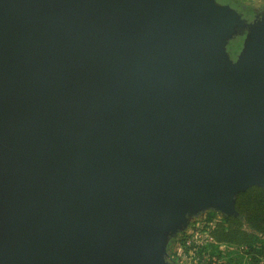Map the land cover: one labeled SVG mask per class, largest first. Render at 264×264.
I'll list each match as a JSON object with an SVG mask.
<instances>
[{"label":"water","instance_id":"1","mask_svg":"<svg viewBox=\"0 0 264 264\" xmlns=\"http://www.w3.org/2000/svg\"><path fill=\"white\" fill-rule=\"evenodd\" d=\"M252 187L264 13L0 0V264H171L172 238L205 212L238 216Z\"/></svg>","mask_w":264,"mask_h":264},{"label":"trees","instance_id":"2","mask_svg":"<svg viewBox=\"0 0 264 264\" xmlns=\"http://www.w3.org/2000/svg\"><path fill=\"white\" fill-rule=\"evenodd\" d=\"M216 1L220 4L229 5L240 12L243 17L251 18L253 15V7L244 3L243 0ZM242 40L243 37H236L227 46V51L233 60L241 48ZM235 208L238 216L225 217L219 214L221 220L213 225L210 224L209 237L212 239L214 249L219 245L237 247L243 248L248 255L264 257V240L258 237L264 235V188L252 187L239 194L235 200ZM210 212L215 213L213 211ZM199 218L203 220L204 215H200ZM196 220L191 222L184 232L178 233L169 241L167 245L169 260H172L173 256L179 255L181 251L184 253L189 250L185 246V241L190 235H188L189 228L193 226ZM256 263L257 260H255L254 264Z\"/></svg>","mask_w":264,"mask_h":264},{"label":"rangeland","instance_id":"3","mask_svg":"<svg viewBox=\"0 0 264 264\" xmlns=\"http://www.w3.org/2000/svg\"><path fill=\"white\" fill-rule=\"evenodd\" d=\"M243 2L258 10L264 7V0H243ZM203 215V220L197 219L193 226L189 228L188 235H190L188 237L191 238L189 250L184 254L180 253L173 256V259L169 260L171 264H254L255 260H257L256 264H264L263 256L248 255L243 248L219 245L214 249L212 239L209 237L210 224L213 225L220 221L221 216L210 211L203 213ZM246 230L249 231L247 228ZM194 233H196V236L192 237ZM258 237L264 240V235ZM204 254H208L209 257L203 261Z\"/></svg>","mask_w":264,"mask_h":264},{"label":"built area","instance_id":"4","mask_svg":"<svg viewBox=\"0 0 264 264\" xmlns=\"http://www.w3.org/2000/svg\"><path fill=\"white\" fill-rule=\"evenodd\" d=\"M195 236H196V233H194V234L192 235V237H195ZM187 239H188V240H187ZM187 239H186V241H185V246H186V247H190V246H191V238L188 237ZM210 239H211V238H210ZM180 253H181V254H184L183 251H181ZM190 254H192V252H190ZM207 257H209L208 254H204V255H203V261H204L205 259H208Z\"/></svg>","mask_w":264,"mask_h":264},{"label":"flooded vegetation","instance_id":"5","mask_svg":"<svg viewBox=\"0 0 264 264\" xmlns=\"http://www.w3.org/2000/svg\"><path fill=\"white\" fill-rule=\"evenodd\" d=\"M252 11H253V15L251 16V18L250 17H246L249 21H251L255 16H259L261 13H264V7L262 9H260V10H258L256 8H253Z\"/></svg>","mask_w":264,"mask_h":264}]
</instances>
